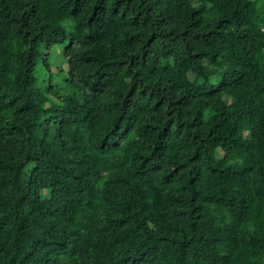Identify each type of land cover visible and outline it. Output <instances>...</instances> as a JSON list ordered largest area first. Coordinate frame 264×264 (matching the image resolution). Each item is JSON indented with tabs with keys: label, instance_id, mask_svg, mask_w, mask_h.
Segmentation results:
<instances>
[{
	"label": "trees",
	"instance_id": "1",
	"mask_svg": "<svg viewBox=\"0 0 264 264\" xmlns=\"http://www.w3.org/2000/svg\"><path fill=\"white\" fill-rule=\"evenodd\" d=\"M258 2L0 0V264H264Z\"/></svg>",
	"mask_w": 264,
	"mask_h": 264
},
{
	"label": "rangeland",
	"instance_id": "2",
	"mask_svg": "<svg viewBox=\"0 0 264 264\" xmlns=\"http://www.w3.org/2000/svg\"><path fill=\"white\" fill-rule=\"evenodd\" d=\"M261 0H259L258 3H260ZM49 62L56 68H65V60L63 59L60 49L57 50H51L49 56H48ZM216 154L220 157L222 155V152L220 150L216 151Z\"/></svg>",
	"mask_w": 264,
	"mask_h": 264
}]
</instances>
